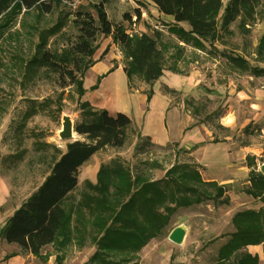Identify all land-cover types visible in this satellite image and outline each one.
Listing matches in <instances>:
<instances>
[{
	"label": "rangeland",
	"instance_id": "rangeland-1",
	"mask_svg": "<svg viewBox=\"0 0 264 264\" xmlns=\"http://www.w3.org/2000/svg\"><path fill=\"white\" fill-rule=\"evenodd\" d=\"M101 1L79 0L57 5L50 14H41L36 9L28 13L16 10L0 19V193L7 194L0 209L2 217L13 215L37 191L48 175L56 149L60 153L66 152L70 142L59 137L63 117H71L74 127L84 119L80 102L87 100L86 97L80 99L77 86L63 89L60 75L38 64L28 68L29 61L38 53L41 42L46 44L45 49L54 53L71 48L78 36V30L72 23L73 14L82 10L97 18L94 6ZM223 3L227 5L229 0H223ZM105 10L111 23L122 24L130 35L161 33L160 40L166 50L164 71L177 75L173 83L178 90H167L176 102L184 101V111H191L198 121L215 127L218 126L216 120L221 116L234 112L238 127L233 138L242 146L248 145L254 138L252 143L260 151L264 150V54L259 51L264 39V0L258 6L254 20H248L243 25L238 19L225 28L220 24L216 42L203 41L200 47L189 43L193 49L184 47L182 54L172 36L175 35L171 32L174 23L162 16L147 0H108ZM136 10L141 12L140 20L135 17ZM126 14L132 16L131 21H124ZM109 38L103 35L97 38L98 50L93 62ZM119 52L122 53L121 48L120 51L115 50L114 55ZM121 56L125 64L123 53ZM235 57L262 70L261 73L257 75L236 68L230 62ZM188 75H195L204 86L190 90L185 98L179 89L184 83L183 77ZM131 79H134L133 88L139 87L141 78L133 76ZM247 118L251 122L245 126ZM130 147L109 148L96 155L94 162L107 161L110 164L120 160L133 174H140L147 181L163 180L167 171L177 163L193 164L189 163V156L177 151L174 146L162 149L148 146L144 155ZM263 163L264 151L259 161L253 162L256 173H261ZM94 185L84 181L68 198L65 208L70 212V224L56 243L42 251L50 255L55 252L54 248L65 247L68 251L64 259L47 261L48 258H41L35 264H217L219 248L235 232L231 223L234 215L257 209L259 202L262 203L257 198L255 201L251 198L250 203L242 202L243 196L234 197L232 190L227 188L220 202L207 201L173 210L168 215L162 235L150 240L136 254L110 252L108 257H104L96 244L97 230L87 209L95 194ZM242 186L235 194L249 196L246 192L250 186ZM224 199H227V204L221 203ZM179 226L187 228V237L184 244L177 246L168 238ZM80 246H87V249L80 252Z\"/></svg>",
	"mask_w": 264,
	"mask_h": 264
},
{
	"label": "trees",
	"instance_id": "trees-1",
	"mask_svg": "<svg viewBox=\"0 0 264 264\" xmlns=\"http://www.w3.org/2000/svg\"><path fill=\"white\" fill-rule=\"evenodd\" d=\"M79 0H0V19L14 11L29 12L36 9L41 14H50L57 5L71 4ZM108 0L94 6L97 18L88 11L78 10L72 20L78 30L74 45L62 53L45 49V43L38 46V53L29 61L28 68L38 64L45 70L60 75L63 89L77 86L80 99L86 95L84 77L91 67L93 56L98 50L97 38L110 37L118 44L126 58L124 71L131 81L133 76L141 78L150 89L148 101L153 95L155 83L163 76L166 61L165 47L161 33L146 32L130 35L122 24L113 25L105 10ZM166 17L173 18L175 25L185 24V30L178 25L171 32L185 44L200 47L203 41L218 38V29L230 26L240 19L243 25L254 20L258 6L263 0H148ZM135 17L141 19L136 10ZM132 16L126 14L124 21ZM1 27V26H0ZM264 39L260 47L261 54ZM108 48L103 55L107 54ZM102 55V56H103ZM233 66L241 71L259 75L262 70L249 66L239 58H231ZM98 86L92 88L96 90ZM83 121L74 127L75 132L85 140L68 143L67 150L51 159L50 169L44 182L14 214L6 220L0 237L8 244L16 245L34 257L57 242L60 234L70 224V212L65 208L69 195L76 190L79 169L92 156L105 148L119 149L126 144V133L132 122L127 114H109L99 110L88 101L80 102ZM148 146L154 147L149 138H140L136 151L144 155ZM251 185L247 194L260 198L264 203V175L251 172ZM95 192L87 205L90 220L96 232L95 241L103 256L111 252L132 254L140 251L150 240L162 235L168 223V215L178 208H189L207 201L220 202L226 188L214 182H204L202 175L193 164L172 166L166 177L160 181L146 180L119 161L105 164L99 170ZM221 203L227 204V199ZM235 232L228 236L226 243L218 250L217 264H258L259 259L247 252L251 246H264V210L237 212L231 220ZM96 257V256H95ZM106 262L107 260H103Z\"/></svg>",
	"mask_w": 264,
	"mask_h": 264
},
{
	"label": "crops",
	"instance_id": "crops-1",
	"mask_svg": "<svg viewBox=\"0 0 264 264\" xmlns=\"http://www.w3.org/2000/svg\"><path fill=\"white\" fill-rule=\"evenodd\" d=\"M162 16L164 15L162 14ZM165 18L174 23L173 18L166 16ZM174 24L172 27L178 25L186 31L190 29L185 24ZM168 32L170 33V31ZM172 36L175 37L176 48L179 45L181 54L184 51V47L193 49L192 45L185 44L176 35L173 34ZM107 42V45L101 50L98 58L94 60L84 77V88L86 90L84 97H86L87 102L89 101L92 106L99 110L106 109L112 115L121 112L130 117L132 124L127 130L126 144L122 149L130 145L131 149H136L140 138H149L154 148L162 149V147L168 145L174 146L177 151L184 152L186 156L190 157L189 163L197 166L204 182H214L224 186L226 189L228 188V190H232L234 197L243 196L241 198L242 202L250 203L251 198L255 201L256 198L251 195L246 196L235 193L240 185H251V172L255 170L252 166L253 162L259 161L264 150L260 151V148L255 143H252L254 138L251 139V143L244 146L233 138L234 131L238 127L236 114L234 112L230 115L224 114L216 120V125H218L216 127L209 125V123L198 121L191 115V111H184V101L176 102L171 97L168 90H178L173 83L177 75H169L172 72L167 73V71H164L163 76L153 87L152 99L148 101L147 92L150 87L141 81L139 87L133 88L132 82L134 79L130 81L123 70L125 64L124 57L121 56L122 53L119 52V54L114 55L115 50L119 49L120 51V46L116 43L114 44L111 38ZM107 48L109 49L107 54L103 55ZM194 51L197 52L198 50ZM194 76L183 77L185 78L184 83L180 84L179 91L185 98L190 90L203 88L204 86L200 79ZM164 78L165 81L163 82ZM159 82L160 84H158ZM95 86H98V88L92 90ZM89 93L91 94L89 95ZM250 122V119L247 118L245 126ZM77 136L75 140H85L78 134ZM107 149L109 148H105L92 156L90 161L79 169L78 184L75 191L84 181L93 185L96 184L101 165L109 162L95 163V157ZM94 166L96 167L94 168ZM6 198L7 194L4 196V194L0 193V209L4 205ZM257 199L261 200L260 198ZM261 209L264 210L263 202H259L257 209L253 210L260 211ZM10 216L12 214L2 217L0 212V229H2L1 227L4 226L6 219ZM52 245L50 244L45 249H49ZM65 249V247L64 249L54 248L55 252L50 253V255L41 253L40 256L34 257L20 247L8 244L0 237V264H35L36 260L39 261L41 258H48L47 261L52 258L61 260L64 259V255L68 251ZM81 249L85 250L87 246H80L78 251L81 252ZM247 252L258 257V264H264L263 245L248 247Z\"/></svg>",
	"mask_w": 264,
	"mask_h": 264
},
{
	"label": "water",
	"instance_id": "water-1",
	"mask_svg": "<svg viewBox=\"0 0 264 264\" xmlns=\"http://www.w3.org/2000/svg\"><path fill=\"white\" fill-rule=\"evenodd\" d=\"M75 130L73 126V121L71 117L64 116L62 128L59 134L60 140L74 142L75 140ZM261 173L264 175V163L261 166ZM187 237V228L184 226H179L174 229L169 235V241L176 244L177 246L185 243Z\"/></svg>",
	"mask_w": 264,
	"mask_h": 264
}]
</instances>
